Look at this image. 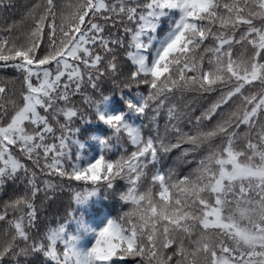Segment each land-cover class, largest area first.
I'll return each mask as SVG.
<instances>
[{
  "label": "snow or ice",
  "instance_id": "6c2138e0",
  "mask_svg": "<svg viewBox=\"0 0 264 264\" xmlns=\"http://www.w3.org/2000/svg\"><path fill=\"white\" fill-rule=\"evenodd\" d=\"M14 6L0 264H264V0H26L9 24ZM101 194L121 212L97 230Z\"/></svg>",
  "mask_w": 264,
  "mask_h": 264
},
{
  "label": "trees",
  "instance_id": "16d2710c",
  "mask_svg": "<svg viewBox=\"0 0 264 264\" xmlns=\"http://www.w3.org/2000/svg\"><path fill=\"white\" fill-rule=\"evenodd\" d=\"M13 3L15 5L14 7L3 11V15L8 17L9 24L13 23L14 21L20 20L22 14V6L26 3V0H13ZM10 73H11L10 69H5L0 67V75L10 74ZM115 100L117 101L118 104L123 103V101L120 100L119 96L115 97ZM92 201H93L92 208L85 209L83 214L85 215V218L88 221V223H90L97 230L99 229V227L102 226V221L106 216L109 215L116 216L121 212L120 205L111 199L106 200L103 194H101L98 197H93ZM68 203H69V197L67 193L60 196L59 199H57L54 204L48 205L46 203L42 209L43 218H45L48 221H52L54 226L55 221L57 219L62 218L63 209L68 205ZM72 231L75 232L74 224L72 225ZM81 243L90 246L91 238L86 237L81 241Z\"/></svg>",
  "mask_w": 264,
  "mask_h": 264
}]
</instances>
